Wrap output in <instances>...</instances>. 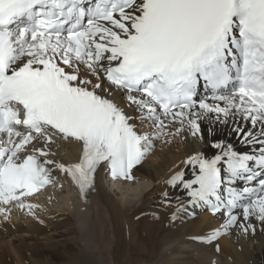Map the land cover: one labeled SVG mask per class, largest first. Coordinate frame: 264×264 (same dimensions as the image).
Wrapping results in <instances>:
<instances>
[{"label":"snow or ice","instance_id":"snow-or-ice-1","mask_svg":"<svg viewBox=\"0 0 264 264\" xmlns=\"http://www.w3.org/2000/svg\"><path fill=\"white\" fill-rule=\"evenodd\" d=\"M135 119L151 131L138 133ZM217 125L247 150L215 139ZM48 128L79 145L76 161L41 159L53 143ZM185 134L216 151L194 149L183 162L192 178L181 171L165 182L180 186L192 208L223 217L190 239L212 244L234 228L254 234L253 220L264 227V0H0L5 219L11 202L34 214L37 205L23 198L51 182L48 165L84 197L101 164L132 180L155 140ZM179 212L187 207L171 219Z\"/></svg>","mask_w":264,"mask_h":264},{"label":"bare ground","instance_id":"bare-ground-1","mask_svg":"<svg viewBox=\"0 0 264 264\" xmlns=\"http://www.w3.org/2000/svg\"><path fill=\"white\" fill-rule=\"evenodd\" d=\"M116 97L128 115L139 116L122 93ZM130 122L140 134L151 131L139 119ZM207 127L202 125L205 140ZM214 138L231 142L238 151L247 150L227 126L217 125ZM165 139L155 140L145 160L132 171L134 185L146 182L132 190L135 197L119 183L115 185L120 196H114L104 181L105 169L100 167L84 197L70 177L65 180L60 172L61 181L70 184L61 208L50 209L43 200L50 191H55V198L62 196L53 188L23 198L25 203L37 205L34 214L18 208L16 202L3 205L8 214L7 219L0 214V264H264V227L254 220V234H237L234 228L212 244L190 239L218 228L223 217L192 208L186 192L165 181L181 171L185 179L192 178L191 166L183 162L194 149L209 156L216 150L187 134L170 138V142ZM41 145L43 139L39 138L36 146ZM48 149L63 155L61 160L51 157L55 162L78 159L79 145L71 141H53ZM181 204L187 212L177 213L172 220Z\"/></svg>","mask_w":264,"mask_h":264},{"label":"rangeland","instance_id":"rangeland-1","mask_svg":"<svg viewBox=\"0 0 264 264\" xmlns=\"http://www.w3.org/2000/svg\"><path fill=\"white\" fill-rule=\"evenodd\" d=\"M63 155H57V154H53V157L54 158H56V159H58V160H61ZM56 181H59V182H61L60 180H59V178H57L56 179ZM133 182H135V181H131L130 183H127V184H125V185H121V186H124V188H126V189H128V190H130V193H131V195H132V197H135V195L132 193V190H134L136 187H142V186H145L146 185V182H142V183H139V184H137V185H134V183ZM110 186H112V187H110L111 188V191H112V194L114 195V196H116V197H119L120 196V194L118 193V191L116 190V187H115V190L113 189V187H114V184L112 183V182H110ZM56 190L58 191V194L60 193V194H62V196L61 197H57V198H55L56 197V194H55V191H50L49 193L51 194L49 197H47V198H45L44 197V199L43 200H46V202L49 204L48 206H49V208L50 209H56V208H61L62 206H64L63 204V202H66V199H67V196H68V194H69V191H70V186L67 184V183H61L60 184V186H58L57 188H56ZM110 190V189H109ZM136 190V189H135ZM117 191V192H116ZM134 193H135V191H134ZM130 195V196H131ZM58 196V195H57ZM49 198H50V200H49ZM51 198H53L52 200H51ZM66 198V199H65ZM57 199V200H56ZM54 200V201H53ZM56 201V202H55ZM56 203V204H55ZM61 203H62V205H61ZM52 207H51V206ZM101 252H103V254H104V251L103 250H101Z\"/></svg>","mask_w":264,"mask_h":264}]
</instances>
